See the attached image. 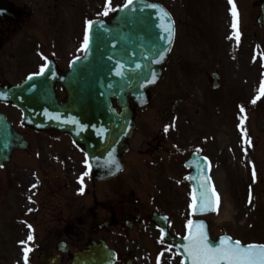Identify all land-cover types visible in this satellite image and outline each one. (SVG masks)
<instances>
[{
    "label": "rangeland",
    "instance_id": "374dc122",
    "mask_svg": "<svg viewBox=\"0 0 264 264\" xmlns=\"http://www.w3.org/2000/svg\"><path fill=\"white\" fill-rule=\"evenodd\" d=\"M61 1L64 2L62 6H47L48 12L39 15L38 20L43 24L51 13L53 18L60 20L59 24L53 22L48 27L45 43L52 45L48 49H42V53H81L82 35L86 29V23L83 24L81 18L103 16L98 13H103L106 0ZM150 1L161 2L171 10L177 19L178 32L167 68L159 82L149 91L148 106L137 111V128L131 145L144 149L166 147L168 150L172 146H178L181 153L199 150L208 156L212 162V182L220 196L218 211L205 219L209 224L211 237L215 239L228 235L244 243L264 244V95H260L261 81H264V24L259 26L253 19L255 0H234L238 12L236 30L232 28L233 18L227 0ZM125 2L126 0H111V6L115 9ZM257 7L258 5L256 9ZM78 16L80 17L77 18ZM56 29L61 30V33L56 32ZM236 31L240 34L239 43L235 39ZM50 32L55 34L52 36ZM12 55L13 53L5 51L0 59V66L12 70L13 65L8 62ZM215 71L219 75V88L216 91L211 89L208 79L209 74ZM258 95L260 98L252 103ZM241 105L244 106V113L240 112ZM241 117H244L243 127L250 144L243 138L238 127ZM169 125L174 126L165 133L164 128ZM26 135L31 145L44 147L38 150L50 154L53 176L62 175L57 178V183L54 178V193H78L81 182L77 176L84 173L82 166L85 160L83 156L76 154V150L71 149L72 144L68 139L27 131ZM66 151L69 152L68 159L62 166L61 160L65 157L63 152ZM19 161L20 159H16V164ZM16 164L11 168L16 177H19L22 188L30 183L33 190L34 183H31L29 176L31 168L14 169L18 167ZM253 166L256 171L255 182L252 179ZM153 172L150 171L148 179H154L155 186L150 184L151 191L148 193L157 196L162 192L169 203H175L172 209V228L175 232H183L189 219L190 205L184 170L182 166L178 167L176 175H171L172 182L167 185L164 184L166 181L158 184ZM13 185L12 176H5L4 170H0L1 188L4 190ZM12 193L14 192L7 190L4 198L15 204L17 210L25 208L23 197L16 198ZM223 210H226L227 216L220 219ZM1 218L0 236L3 237L8 233L1 229ZM151 230L149 226L138 234V249L127 245L137 253L141 264H158V257L159 264H180L174 256H166L159 249V243L154 244V233ZM14 235L20 234L17 231ZM141 235L147 236V239L143 240ZM149 242H153V255L150 254V258L146 252L151 253V246L145 244ZM125 250L122 248L123 255ZM22 253L23 250L0 244V257L6 256L9 262L6 264H11L12 261L13 264H23Z\"/></svg>",
    "mask_w": 264,
    "mask_h": 264
},
{
    "label": "water",
    "instance_id": "95a60500",
    "mask_svg": "<svg viewBox=\"0 0 264 264\" xmlns=\"http://www.w3.org/2000/svg\"><path fill=\"white\" fill-rule=\"evenodd\" d=\"M147 5L157 4L133 0L129 8L117 11L109 24L95 21L84 57L74 60L64 76H58L49 68L44 75L34 76L19 87L6 90L7 100L22 111L25 124L34 129L66 133L73 142L83 147L91 164L88 169L91 179H106L116 173V166L108 162L110 153L120 167L119 155L124 150L125 139L130 137L134 127L129 100L139 107L147 103V89L157 81L161 64L173 42V37L171 44L159 39L165 35L159 19L162 15L160 9L166 12L165 9L160 5L159 8ZM263 21L264 6L258 19L261 24ZM164 48L168 51L163 52L161 58L157 53ZM137 65L140 67L137 68ZM118 68L121 75L116 74ZM153 73L155 82L147 83L152 79ZM56 82L66 95V100L60 105L54 93ZM214 86L216 87L215 76ZM114 101L121 109L119 114L113 108ZM15 139L10 124L0 116V164L7 162ZM190 165L194 173L187 179L198 196L199 185L208 177V166ZM215 208L193 213L206 214ZM200 224L204 225L207 232L202 221L193 223L192 227ZM164 238L177 249L179 245L186 243L184 240L168 237L167 233ZM221 238L213 243H218ZM179 251L183 256V263L190 264L183 249ZM40 264H59L58 256H42ZM71 264L112 263L108 254L101 255L97 249H91L74 254Z\"/></svg>",
    "mask_w": 264,
    "mask_h": 264
},
{
    "label": "flooded vegetation",
    "instance_id": "af4514ba",
    "mask_svg": "<svg viewBox=\"0 0 264 264\" xmlns=\"http://www.w3.org/2000/svg\"><path fill=\"white\" fill-rule=\"evenodd\" d=\"M30 12L25 0H0V59L5 51L17 53L13 56L15 66L12 70L0 66L1 83L16 85L25 75H31L36 71L37 56L36 53H31L36 44L27 38L15 43V37L20 31L24 32L25 36L32 34L28 19ZM54 61L61 72L66 62L61 56L54 58ZM42 148L44 147L28 146L25 151L12 153V157L15 153H20L30 165L31 183L36 185L30 190L29 183L23 189L20 180L18 181V193L14 196L23 197L25 208L17 210L15 204L4 198L6 196L4 193L0 197L1 229L8 233L7 236L3 235L0 244L12 249L31 247L30 264H38L40 254L53 252L60 243L65 244L62 248L67 249V253L61 255L62 264L70 261L72 253L81 251L92 243L105 244L109 249L116 250L118 261L122 262L119 246L137 242L129 232H140L147 228L144 224L150 220L144 205L147 195L136 194L129 186L133 183L144 185L147 174L141 167L144 163L150 162L148 165L153 168V174L162 182L161 179L174 167L179 166L181 161L178 152L177 155H171L172 164L166 165L164 159L168 157H164V152L160 150L166 147L137 150L131 155L127 153L123 156L124 171L115 179L106 182L91 181L92 192L66 195L53 192L54 178L50 154L38 150ZM133 172L134 174H131ZM4 174L10 176V170H5ZM151 201L156 204V209L158 207L166 209L163 198ZM28 225L32 226L31 229ZM17 231L20 235L15 236ZM30 234L34 239L27 241ZM20 241L26 243L22 245ZM124 261L132 262L135 258L130 254ZM6 262H8L6 257L2 255L0 264Z\"/></svg>",
    "mask_w": 264,
    "mask_h": 264
},
{
    "label": "snow or ice",
    "instance_id": "6c2138e0",
    "mask_svg": "<svg viewBox=\"0 0 264 264\" xmlns=\"http://www.w3.org/2000/svg\"><path fill=\"white\" fill-rule=\"evenodd\" d=\"M229 3L232 5L231 7V16L233 18L232 20V28L234 30L237 29V7L233 0H229ZM133 4V0H127V2L123 5L122 8H120V11H123L124 9L129 8L130 5ZM147 7L151 8H159L158 5H147ZM115 9L111 6V0H106V4L104 6L103 13H98V15L108 16L111 11H114ZM160 12L162 15L159 16V19L161 21V28L165 35H162L159 37L161 41H167L168 44H171L172 37L174 34V27L173 22L171 21L169 14L167 12H164L163 9H160ZM94 22L92 20L86 21V29H85V35L83 40V48L87 50L89 42H90V33L93 29ZM235 39L237 43H239L240 40V34L238 31H236ZM168 51L167 48H164L162 52H158L157 55H160L161 58H163V52ZM45 60H47V57H44ZM122 67V66H121ZM140 65H137V68H139ZM49 69V65L47 63L43 64L40 67L39 72L31 74L27 77L28 80H32L34 76H42L45 74L46 70ZM117 75H121V71L118 68L117 69ZM155 82V74H152V79L148 80L147 83H154ZM260 95H264V81H261V89H260ZM260 95H258L255 99L252 100V103H255L257 99L260 98ZM245 109L244 106H240V112L244 113ZM58 119V117H57ZM244 124V117H241V123L238 125L240 127L243 138L247 140V131L243 127ZM174 125L165 126L164 132L167 133L169 131V128ZM247 142L250 144L251 141L247 140ZM246 151V150H245ZM208 158L203 157V161L207 162ZM110 164H113L116 166L117 169H119V164L115 161L112 154H109V161ZM85 166L86 168L90 169L91 164L89 163L87 156L85 158ZM200 161H197V164H199ZM191 166V165H188ZM0 167H3V165H0ZM89 174L88 171H85L82 173L80 179L81 184H83V179L85 176ZM252 179L253 182L256 181V171L255 167L253 166L252 170ZM33 188L36 187V185H32ZM84 188H80V192L83 193ZM196 189L193 190V195L191 197L192 203L189 205V207L193 210L195 213L197 210L203 212L208 210H213L214 206L218 209L220 204V196L219 193L216 191L214 186H211L210 184V177H205L204 182L199 185V195L196 194ZM29 200H31V197H29ZM249 203H251V190L249 192ZM167 219L166 217L164 218ZM188 234L183 237V240L186 241V243H183L182 245L178 246L179 249H183L184 254L190 261V264H264V244H248L243 245L240 240H232L231 237L225 236L222 237L218 243H213L211 240H209V237L207 235V232L204 230V225L200 224L197 227L193 228V221L189 220L188 222ZM29 229H31V225H28ZM161 232V243H164V236L166 235V231L164 228L160 229ZM34 237L30 234L27 237V241H32ZM20 244H25V241H20ZM172 245H168V248H171ZM32 251L31 247H24L23 248V264H29V255ZM162 255V253H161ZM158 264H159V257L157 258Z\"/></svg>",
    "mask_w": 264,
    "mask_h": 264
},
{
    "label": "bare ground",
    "instance_id": "6f19581e",
    "mask_svg": "<svg viewBox=\"0 0 264 264\" xmlns=\"http://www.w3.org/2000/svg\"><path fill=\"white\" fill-rule=\"evenodd\" d=\"M226 216H227V214H226V210H223L220 219H225Z\"/></svg>",
    "mask_w": 264,
    "mask_h": 264
}]
</instances>
